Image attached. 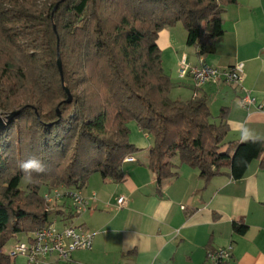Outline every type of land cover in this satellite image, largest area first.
I'll return each mask as SVG.
<instances>
[{
    "label": "trees",
    "instance_id": "1",
    "mask_svg": "<svg viewBox=\"0 0 264 264\" xmlns=\"http://www.w3.org/2000/svg\"><path fill=\"white\" fill-rule=\"evenodd\" d=\"M237 3L0 0V114L18 112L0 130V264H12L2 251L9 240L66 214L46 203L44 186L83 189L93 173L125 180L123 163L138 151L131 121L153 137L159 190L184 164L206 182L226 170L240 180L255 159L264 168V142H226L227 107L215 117L205 94L173 97L158 44L164 28L181 22L199 56L215 53L223 14ZM30 156L48 169L31 181L17 167ZM22 177L27 189L13 184ZM233 227L248 229L244 221Z\"/></svg>",
    "mask_w": 264,
    "mask_h": 264
},
{
    "label": "crops",
    "instance_id": "2",
    "mask_svg": "<svg viewBox=\"0 0 264 264\" xmlns=\"http://www.w3.org/2000/svg\"><path fill=\"white\" fill-rule=\"evenodd\" d=\"M226 33L216 52L199 56L187 44L181 22L164 28L158 44L163 67L174 87L173 97L207 95L212 113L229 109L226 142L264 136V0H238L223 14ZM192 66L207 62L219 68L243 63V86L257 103L245 108L239 86L223 81L197 86L192 77L179 76L183 58ZM130 140L138 148L123 163L125 180L91 178L81 189L87 199L76 225L94 233L92 249L73 253V264H211L207 251L232 246L223 264H264V168L255 159L246 175L233 179L229 170L205 181L200 170L182 165L176 177L158 178L149 166L153 137L135 121ZM125 197V203L118 199ZM67 215V213H66ZM234 221L248 225L235 231Z\"/></svg>",
    "mask_w": 264,
    "mask_h": 264
},
{
    "label": "built area",
    "instance_id": "3",
    "mask_svg": "<svg viewBox=\"0 0 264 264\" xmlns=\"http://www.w3.org/2000/svg\"><path fill=\"white\" fill-rule=\"evenodd\" d=\"M243 63L219 68L207 62L200 66H192L186 57L180 63L179 76L192 77L197 86L209 82L223 81L240 87L243 92L241 103L245 108L256 104V98L243 86ZM46 203L55 208L65 209L67 215L61 216V224L56 219L43 229L27 234L26 242L19 240L10 251L15 259L22 264H73V253L80 249H92L94 233L83 226L73 223V217L82 213L87 206V199L81 189L66 186L49 187L43 192ZM119 204L125 203V197L118 199ZM71 213V216H69ZM59 216V215H56ZM232 256V246L209 249L207 261L211 264H223ZM17 260V261H18Z\"/></svg>",
    "mask_w": 264,
    "mask_h": 264
},
{
    "label": "clouds",
    "instance_id": "4",
    "mask_svg": "<svg viewBox=\"0 0 264 264\" xmlns=\"http://www.w3.org/2000/svg\"><path fill=\"white\" fill-rule=\"evenodd\" d=\"M243 139L244 142H247L248 140H251L252 142H264V136L254 133ZM17 167L30 181L34 180L36 175L44 174L48 170L43 160L36 156H30L27 159L18 161Z\"/></svg>",
    "mask_w": 264,
    "mask_h": 264
},
{
    "label": "rangeland",
    "instance_id": "5",
    "mask_svg": "<svg viewBox=\"0 0 264 264\" xmlns=\"http://www.w3.org/2000/svg\"><path fill=\"white\" fill-rule=\"evenodd\" d=\"M184 26V25H183ZM0 115H3V116H5L6 114L4 113V114H0ZM100 174H98V173H93V175L91 176V178H100ZM91 178H90V180H89V182L91 181ZM49 183V182H48ZM14 185H17V186H19L20 188H22V189H27V184H28V179L27 178H25V177H22V178H17L15 181H14V183H13ZM49 187V186H48ZM42 190H46V188H45V186L42 188ZM53 219H56V222L58 223V225L59 224H61V216L59 215V216H53ZM28 236H27V234H24V233H22V234H19L18 236H16V237H14V238H12L11 240H9L5 245H4V247H3V252L4 253H6V254H8V256L10 257V259H11V263L12 264H22V260L21 259H15V258H13L11 255H10V251L12 250V248L15 246V244L17 243V242H19V240H21V241H24V242H26L28 239ZM18 260V261H17Z\"/></svg>",
    "mask_w": 264,
    "mask_h": 264
},
{
    "label": "water",
    "instance_id": "6",
    "mask_svg": "<svg viewBox=\"0 0 264 264\" xmlns=\"http://www.w3.org/2000/svg\"><path fill=\"white\" fill-rule=\"evenodd\" d=\"M59 67L62 73V79L64 81V74H63V67H62V63L59 62ZM69 100H72V94L71 92H69ZM18 114L17 111L15 112H11L9 114H6L5 116L0 115V130H2L7 124L8 122L13 119L16 115Z\"/></svg>",
    "mask_w": 264,
    "mask_h": 264
}]
</instances>
